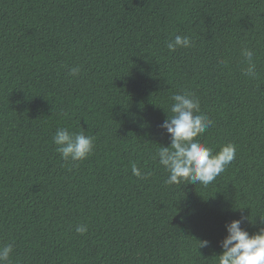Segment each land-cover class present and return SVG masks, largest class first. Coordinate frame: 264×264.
Segmentation results:
<instances>
[{
	"label": "trees",
	"instance_id": "1",
	"mask_svg": "<svg viewBox=\"0 0 264 264\" xmlns=\"http://www.w3.org/2000/svg\"><path fill=\"white\" fill-rule=\"evenodd\" d=\"M176 35L192 46L170 52ZM185 91L214 121L197 139L213 154L236 145L207 187L166 185L156 156L170 145L160 125L171 97ZM58 128L94 137L93 154L62 160ZM242 218L250 235L264 227V0H0L10 264H217L225 226Z\"/></svg>",
	"mask_w": 264,
	"mask_h": 264
},
{
	"label": "clouds",
	"instance_id": "2",
	"mask_svg": "<svg viewBox=\"0 0 264 264\" xmlns=\"http://www.w3.org/2000/svg\"><path fill=\"white\" fill-rule=\"evenodd\" d=\"M192 46L189 37L176 35L167 44L170 52L177 49H187ZM247 68L244 74L252 79L258 76L253 57L254 52L245 48L242 51ZM73 76L79 74L78 68L71 70ZM170 116H166L160 125L168 135L170 145L160 146L156 156L159 164L168 173L166 185H202L207 187L223 173L236 156V145L225 144L215 154L213 150L201 143L197 138L214 126V121L204 114L200 100L193 93L183 92L171 97ZM56 151L62 160L79 163L93 154L94 137L87 136L83 131L70 132L67 128H58L53 137ZM132 175L147 179L151 173L145 174L136 164L131 166ZM241 220L229 222L225 228L227 235L220 242L221 252L215 256L217 264H264V227L256 234L250 235L241 225ZM76 232L83 235L87 227L78 225ZM198 248L209 246L208 241H200ZM11 244L0 246V264H10Z\"/></svg>",
	"mask_w": 264,
	"mask_h": 264
}]
</instances>
